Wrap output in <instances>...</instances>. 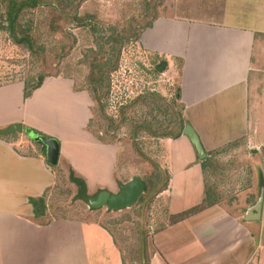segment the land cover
I'll use <instances>...</instances> for the list:
<instances>
[{
    "label": "crops",
    "instance_id": "crops-1",
    "mask_svg": "<svg viewBox=\"0 0 264 264\" xmlns=\"http://www.w3.org/2000/svg\"><path fill=\"white\" fill-rule=\"evenodd\" d=\"M165 6L138 44L164 61L167 73L177 75L184 125L193 127L206 157L199 160L182 133L177 139L156 138L155 163L168 176L156 198L166 197L167 219L162 217L152 232L149 263L264 264V0H169ZM52 78L62 82L44 78L40 87ZM69 81L62 82L63 89L53 85L49 96L65 88L70 92ZM23 88L21 83L0 85V131L15 124L23 128L0 135V264H122L106 227L48 218L44 205L59 172L66 170L84 180L88 194L95 189L114 193L118 183L130 181L134 176L116 172L120 147L102 142L86 126L74 133L65 117L58 128L47 125L34 106L19 116ZM73 94L88 112V120L80 123L89 125L92 98L84 91ZM29 131L58 140L55 166L47 163L46 149L27 136ZM231 146L250 158L260 189L242 212L212 200L206 191L205 163ZM101 174L107 177L98 178ZM259 200L260 219H247Z\"/></svg>",
    "mask_w": 264,
    "mask_h": 264
},
{
    "label": "rangeland",
    "instance_id": "rangeland-1",
    "mask_svg": "<svg viewBox=\"0 0 264 264\" xmlns=\"http://www.w3.org/2000/svg\"><path fill=\"white\" fill-rule=\"evenodd\" d=\"M41 1L42 5L25 12L19 18L21 30L26 31L31 38V43H25L24 37L19 36L15 41L10 35L4 21L5 5L0 0V85L21 83L29 90L40 77H58L62 82L72 81L73 85H70L71 93L65 88V91L55 95L57 97L48 94L53 85L62 88V82L56 81V78L47 80L40 90L37 89L29 96H24V90L18 92V115L27 114L28 106H34L40 112V120L47 125L52 124L50 126L58 128L59 121L65 117L66 123L73 126L74 133L84 131L82 127L86 126L85 130L91 131L102 142L120 147L119 169L116 171L119 175L130 174L129 178L137 176L153 181L157 172L146 158L155 163L154 151H157L155 146L158 137H153L142 128L134 134V126L146 122L157 126L161 121L166 125L162 120L167 112L165 106L155 107L153 101H142L141 97L147 93H157L177 108V75L167 73L166 66L160 72L158 67L161 59L147 54L138 41L127 40L119 51L116 70L109 76V94L102 101L103 115L93 101L89 125L87 121L80 123L88 120V112L82 106V99L73 92L84 91L91 98L86 81L89 50L98 51L114 30L120 32L129 24L135 32H141L155 14H160L169 0H86L82 3L80 0ZM76 6L75 15L84 19L86 25L62 15L72 14ZM55 7L61 9L62 13L56 11ZM152 12L155 13L152 15ZM14 89L19 90L13 86ZM204 168L206 191L218 203L233 206L236 211L242 212L260 195V189L257 190L254 185L255 173L251 170L250 158L235 146L212 156ZM71 172L66 170L64 175L59 172L58 185L44 200L47 217L76 218L106 227L114 236L122 254V264L141 263L138 229H143L147 234V250L151 255L152 232L158 228L162 217L163 220L167 219L166 197L156 198V192L163 187L165 180L149 198L150 194H143L144 201H137L130 208L111 211L106 207L91 209L86 201L78 199V188L69 178ZM106 177L107 174H101L98 178ZM118 191L119 186L115 187L114 193ZM88 192L87 195L93 197L99 189L91 194ZM152 217L156 219L152 221Z\"/></svg>",
    "mask_w": 264,
    "mask_h": 264
},
{
    "label": "trees",
    "instance_id": "trees-1",
    "mask_svg": "<svg viewBox=\"0 0 264 264\" xmlns=\"http://www.w3.org/2000/svg\"><path fill=\"white\" fill-rule=\"evenodd\" d=\"M5 5V10H4V21L6 22V27L8 31L10 32V35L12 36L13 40H17L19 36L25 38V43H31V38H29V35L26 34V31L21 30V25L19 24V18L23 16V14L31 9H36L38 6L42 5L41 0H2ZM83 1L86 0H80L82 3ZM50 5V4H49ZM78 6L74 8V11L72 14L68 13H62L60 11L61 9L56 8L55 10H59L58 12H61L64 17H71L74 21L80 22L81 24H87L85 23L84 19L78 18L75 15V11ZM155 12H152V15ZM150 15V14H149ZM158 15H154L152 17V20L146 24L142 29L145 30L149 27H151L153 20L157 17ZM91 25V23L89 24ZM142 30V31H143ZM141 32H135L134 28L129 24L126 29H123L122 31L118 32L117 30H114L106 39L104 46L101 45L99 47L98 51H92L89 50V55L87 57L86 63L88 67V75L86 77V81L88 84L89 92L91 94L92 100L96 103L99 113L103 115V103L102 101L104 99H107L108 94H109V76L110 74L116 70L117 63H118V58H119V51L121 49V46L127 41V40H132V41H138ZM106 45H109L110 47L107 48ZM166 66V63L164 61L161 62V65L158 67L159 71L162 72ZM44 78L40 77L38 82L35 84V86L31 87L29 90H24V96H29L34 90L40 87L42 84ZM140 98V97H139ZM177 98H179L177 96ZM150 99L153 101V104H155V107H158L160 105H164L167 112H165L164 120L163 122L166 124L161 123L157 126H153L151 123H144L143 125L136 124L134 126V134L140 129H144L147 131L150 135L153 137H158V138H172V139H177L181 135L180 128L184 126V121L181 116V106L175 107L174 104L169 103L166 101L163 97L158 95L157 93H147L143 97H141V100H147ZM136 102V101H135ZM136 104V103H134ZM137 105V104H136ZM121 124H123V121H121ZM171 127V128H170ZM156 169L157 176L154 177V180H149L146 181L143 178L142 181L144 183V193L143 194H150L156 188L158 187L159 183L161 182V179L164 177L165 183L161 189H159L156 194H159L162 192L166 185H167V180L168 176L166 173L162 172L158 165L154 162H152L150 159H147ZM205 162V160L203 161ZM202 162V163H203ZM70 181L76 185L78 188V199L84 200L87 203V200L90 198V196L87 195V188L85 185L84 180L81 178L76 177L72 172L69 176ZM263 184L259 185V188H262ZM143 194L139 197L138 201L142 202L145 200V197ZM193 212H185L182 213L178 216L172 217V220L176 221L179 219L184 218L187 216L189 213ZM147 213V212H146ZM140 215V214H139ZM139 231V236H140V243L141 240H144L145 243V260L140 264H150L149 258L150 254L148 253L147 250V234L145 230L143 229H138ZM140 252V251H139Z\"/></svg>",
    "mask_w": 264,
    "mask_h": 264
},
{
    "label": "water",
    "instance_id": "water-1",
    "mask_svg": "<svg viewBox=\"0 0 264 264\" xmlns=\"http://www.w3.org/2000/svg\"><path fill=\"white\" fill-rule=\"evenodd\" d=\"M23 131L21 124L10 125L6 129L0 131V135H7L13 133H21ZM180 131L183 136H185L192 147L194 148L196 155L199 160H204L206 154L204 152L203 146L199 139V136L193 129V127L186 123ZM27 136L34 142L41 145V147L46 149V161L48 164L55 166L58 162L59 157V143L54 138H47L43 135L29 131ZM164 183V177L158 187H161ZM155 191L151 192L148 198L154 194ZM144 193V183L140 177H133L130 181L125 184L119 185V191L117 193L110 192L108 190H100L96 195L90 197L87 200V205L91 209H100L106 207L111 211H120L126 208L132 207L139 199V197ZM146 203V202H145ZM144 203V205H145ZM262 201L259 200L256 204L254 210L256 211L253 215L252 212H248L246 218L250 220H259L261 211ZM144 208V207H143ZM144 210H142L141 217L143 218ZM252 216V217H250ZM253 216H255L253 218ZM141 256L142 261L145 260V243L141 240Z\"/></svg>",
    "mask_w": 264,
    "mask_h": 264
}]
</instances>
